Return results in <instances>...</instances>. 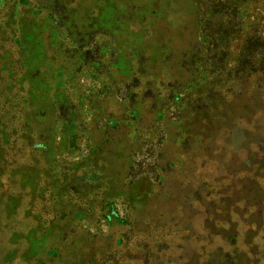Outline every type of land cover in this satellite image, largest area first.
I'll list each match as a JSON object with an SVG mask.
<instances>
[{
	"label": "rangeland",
	"instance_id": "374dc122",
	"mask_svg": "<svg viewBox=\"0 0 264 264\" xmlns=\"http://www.w3.org/2000/svg\"><path fill=\"white\" fill-rule=\"evenodd\" d=\"M0 264H264V0H0Z\"/></svg>",
	"mask_w": 264,
	"mask_h": 264
}]
</instances>
